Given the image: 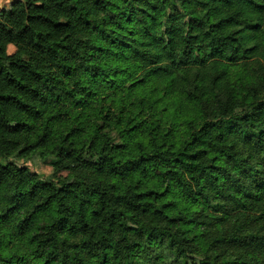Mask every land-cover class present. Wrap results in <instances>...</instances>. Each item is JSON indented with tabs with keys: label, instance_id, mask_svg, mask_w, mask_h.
<instances>
[{
	"label": "trees",
	"instance_id": "16d2710c",
	"mask_svg": "<svg viewBox=\"0 0 264 264\" xmlns=\"http://www.w3.org/2000/svg\"><path fill=\"white\" fill-rule=\"evenodd\" d=\"M10 6L0 264H264V0Z\"/></svg>",
	"mask_w": 264,
	"mask_h": 264
},
{
	"label": "rangeland",
	"instance_id": "374dc122",
	"mask_svg": "<svg viewBox=\"0 0 264 264\" xmlns=\"http://www.w3.org/2000/svg\"><path fill=\"white\" fill-rule=\"evenodd\" d=\"M10 4H6L5 8L7 10L10 9ZM2 9V8H1ZM15 51L14 47H9V53H13ZM53 158H39L33 157L29 159H19V158H12L9 161L14 162L19 167H26L33 172L39 174L42 178H48L51 174V161Z\"/></svg>",
	"mask_w": 264,
	"mask_h": 264
},
{
	"label": "crops",
	"instance_id": "0c3cea01",
	"mask_svg": "<svg viewBox=\"0 0 264 264\" xmlns=\"http://www.w3.org/2000/svg\"><path fill=\"white\" fill-rule=\"evenodd\" d=\"M14 0H0V9L5 7L6 4H10Z\"/></svg>",
	"mask_w": 264,
	"mask_h": 264
}]
</instances>
